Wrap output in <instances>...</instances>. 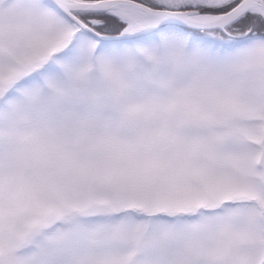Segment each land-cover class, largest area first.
I'll use <instances>...</instances> for the list:
<instances>
[{"label": "snow or ice", "instance_id": "snow-or-ice-1", "mask_svg": "<svg viewBox=\"0 0 264 264\" xmlns=\"http://www.w3.org/2000/svg\"><path fill=\"white\" fill-rule=\"evenodd\" d=\"M0 264H264V0H0Z\"/></svg>", "mask_w": 264, "mask_h": 264}]
</instances>
